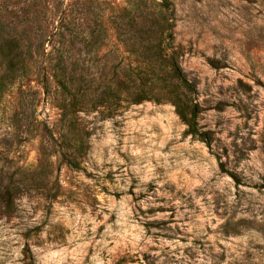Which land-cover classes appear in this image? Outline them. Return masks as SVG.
I'll return each mask as SVG.
<instances>
[{
    "label": "rangeland",
    "instance_id": "rangeland-1",
    "mask_svg": "<svg viewBox=\"0 0 264 264\" xmlns=\"http://www.w3.org/2000/svg\"><path fill=\"white\" fill-rule=\"evenodd\" d=\"M0 264H264V0H0Z\"/></svg>",
    "mask_w": 264,
    "mask_h": 264
},
{
    "label": "trees",
    "instance_id": "trees-1",
    "mask_svg": "<svg viewBox=\"0 0 264 264\" xmlns=\"http://www.w3.org/2000/svg\"><path fill=\"white\" fill-rule=\"evenodd\" d=\"M171 68H172V71L174 73V76L181 82H185L186 83V80L183 78V75H182V72H181V69L178 67V65L174 62V61H171ZM195 108L193 109L192 108V121L194 122V117H195ZM189 121V120H188ZM194 127L192 126L191 128V133L193 134H198L200 137L203 136L205 133H198L195 129H193Z\"/></svg>",
    "mask_w": 264,
    "mask_h": 264
}]
</instances>
